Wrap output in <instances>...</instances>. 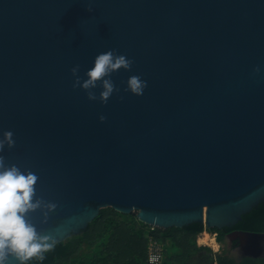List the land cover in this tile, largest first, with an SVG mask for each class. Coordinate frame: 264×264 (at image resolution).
Segmentation results:
<instances>
[{"label":"water","instance_id":"1","mask_svg":"<svg viewBox=\"0 0 264 264\" xmlns=\"http://www.w3.org/2000/svg\"><path fill=\"white\" fill-rule=\"evenodd\" d=\"M108 50L133 63L105 104L71 69L87 79ZM132 75L142 95L125 91ZM6 131L5 164L57 205L26 216L52 246L108 206L161 228L233 227L264 201V0H0Z\"/></svg>","mask_w":264,"mask_h":264},{"label":"trees","instance_id":"2","mask_svg":"<svg viewBox=\"0 0 264 264\" xmlns=\"http://www.w3.org/2000/svg\"><path fill=\"white\" fill-rule=\"evenodd\" d=\"M151 227L138 219L137 212L123 213L111 206L104 207L84 232L56 243L43 253V259L33 258L27 264H149L148 247L151 238L161 241L165 247L175 244L187 249L188 259L194 254L196 256L200 250H212L208 245L197 244L196 236L204 229L208 230L201 222H193L184 227ZM234 228L264 231V201L245 213L233 227L211 229L219 230L218 240L222 241L225 233ZM213 259L210 256L204 262L209 264ZM218 260L220 264L229 262V258L222 255H218ZM232 261V264H249L246 261ZM162 264L171 263L165 258Z\"/></svg>","mask_w":264,"mask_h":264},{"label":"clouds","instance_id":"3","mask_svg":"<svg viewBox=\"0 0 264 264\" xmlns=\"http://www.w3.org/2000/svg\"><path fill=\"white\" fill-rule=\"evenodd\" d=\"M88 11L92 9L89 8ZM132 63V60L125 55L116 54L114 50L100 53L95 57L94 66L85 73L87 79L82 81L78 75L79 65L71 69L76 77L73 87H82L87 90L90 100L99 99L107 104L113 92L119 91L110 79L111 73L121 68L130 70ZM255 71H260L259 66ZM98 82H102L103 88L99 96L92 91ZM127 85L125 91L130 90L136 95H142L147 82L141 80L138 75H132ZM100 120L104 121L106 117L102 115ZM13 135L12 131L4 132L3 138H0V152L3 151L5 144L9 148L15 145ZM37 181V175L31 171L25 174L14 164L7 166L4 157L0 156V264H10L11 257L19 264H27V261L33 258L43 259V253L52 247L53 238L50 235H42L35 225L26 219L30 211L42 207L51 211L57 207L55 203L35 198ZM44 215L47 217L48 212L46 211Z\"/></svg>","mask_w":264,"mask_h":264},{"label":"flooded vegetation","instance_id":"4","mask_svg":"<svg viewBox=\"0 0 264 264\" xmlns=\"http://www.w3.org/2000/svg\"><path fill=\"white\" fill-rule=\"evenodd\" d=\"M207 230V229H206ZM209 232H211L216 240L219 243H222L225 239L226 236L233 234L236 235V237L240 238V242L233 247L238 249L237 254L238 258H234L230 256V253L227 251L224 253L223 250L224 247L220 244L219 247L216 250L209 251L207 249L200 250L198 254L195 256L193 255L191 261H187L189 264H206L204 261H207L206 259L210 256H213L214 259L209 261V264H220L218 260V255L222 256H227L229 258V262L227 264H232V259L235 260L237 263H241L243 261H246L249 264H264V231H258V232H263V235L256 236L252 234H247L246 232L242 231L245 229L241 228H234L225 233V237L222 241L218 240L219 236V230H213L211 228H208ZM252 231V230H249ZM212 247V246H210ZM232 250V249H230ZM204 255V256H203ZM198 256H203L201 258H198L197 260L195 259Z\"/></svg>","mask_w":264,"mask_h":264},{"label":"rangeland","instance_id":"5","mask_svg":"<svg viewBox=\"0 0 264 264\" xmlns=\"http://www.w3.org/2000/svg\"><path fill=\"white\" fill-rule=\"evenodd\" d=\"M134 212H137V211H134ZM153 227H155V226H152L150 229H152ZM179 235H180V233H179ZM198 236H199V234L196 236V241H197V244L199 245ZM240 241L241 240L239 237H236V235L230 234V235L226 236L224 241L220 244L225 249V250H223L224 253H226L228 251L230 253V256H232L234 258H238L239 257L237 254L238 249H236V248L233 249V247L236 246ZM200 244H202V243H200ZM203 245L211 246L209 244H203ZM211 248H213V247H211ZM165 249H166V252L164 254V259L166 258L168 261H170L171 264H189L187 262V259H188L187 254H186V252H188L187 249H183L181 246L175 245V244L168 245L165 247ZM216 249L217 248H213V250H216ZM230 249H232V250H230ZM191 259H192V257L189 258L188 260L191 261Z\"/></svg>","mask_w":264,"mask_h":264},{"label":"built area","instance_id":"6","mask_svg":"<svg viewBox=\"0 0 264 264\" xmlns=\"http://www.w3.org/2000/svg\"><path fill=\"white\" fill-rule=\"evenodd\" d=\"M165 254L164 244L154 238L150 239L148 247V262L149 264H162Z\"/></svg>","mask_w":264,"mask_h":264},{"label":"bare ground","instance_id":"7","mask_svg":"<svg viewBox=\"0 0 264 264\" xmlns=\"http://www.w3.org/2000/svg\"><path fill=\"white\" fill-rule=\"evenodd\" d=\"M198 241L202 244H209L213 248H218L220 245V243L216 240L215 236L206 229L199 233Z\"/></svg>","mask_w":264,"mask_h":264},{"label":"crops","instance_id":"8","mask_svg":"<svg viewBox=\"0 0 264 264\" xmlns=\"http://www.w3.org/2000/svg\"><path fill=\"white\" fill-rule=\"evenodd\" d=\"M199 245H203V244H200V243H199Z\"/></svg>","mask_w":264,"mask_h":264}]
</instances>
